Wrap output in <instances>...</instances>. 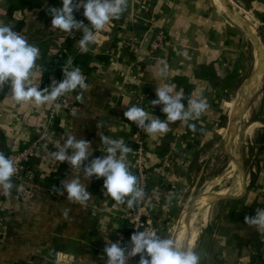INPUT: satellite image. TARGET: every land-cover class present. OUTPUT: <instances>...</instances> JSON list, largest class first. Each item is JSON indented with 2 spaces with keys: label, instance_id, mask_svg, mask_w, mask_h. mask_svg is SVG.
<instances>
[{
  "label": "crops",
  "instance_id": "1",
  "mask_svg": "<svg viewBox=\"0 0 264 264\" xmlns=\"http://www.w3.org/2000/svg\"><path fill=\"white\" fill-rule=\"evenodd\" d=\"M23 1L0 0V24L12 26L29 43L37 46L39 56L49 50L55 37L61 39L60 42L56 40L59 45L77 38L73 51H78L80 47L77 41L82 38L83 32L74 29L67 34L51 28L49 9L60 7L58 0H35L33 9H27ZM141 1L146 2L147 12L139 9ZM212 1L215 10H212ZM237 1L245 6L242 0ZM248 1V16H243L245 28L251 31V23L256 21L264 37V2ZM219 2L125 0V9L120 17L110 20L103 30L95 33L97 40L88 45L86 52L95 56L111 50V56L107 62L97 61V68L86 76L87 87L80 94L72 96L68 107H61L55 125L48 129L46 138L40 141L37 152L29 162L34 174L28 176L25 183L14 184L0 203V215H5L2 231L0 229V264H106V244L120 242L121 245L124 242L123 214L126 203L116 204L108 196L102 188L104 178L93 176L88 179L82 170L75 172L69 164L63 174H53L62 162L47 153L56 150L54 142L63 144L67 139L66 132L70 131L77 139L90 142L91 154L82 164L83 168L84 164L105 154L100 135H108L112 139L122 140L129 148L125 160L133 173L130 154L135 146L136 128L135 122L124 117V112L131 107L126 76L128 53L122 46L123 35L127 31L141 34L140 66L143 89L148 96L146 112L150 117L166 118L162 104H151V100L158 98L155 91L158 85L171 86L173 94H182L181 102L185 108L188 98L204 99L207 103L205 112L198 119L189 121L195 125V130L189 129L184 122L175 121L168 122L166 133H146L151 169L146 198L163 233L175 206L177 191L188 180L190 167L202 161L198 155L199 148L208 134L203 136L201 130L213 118L224 114L221 100L229 94L227 82L231 76L238 75V62L244 58L247 44L255 42L224 23ZM10 5L15 7L12 15L8 14ZM149 15L155 17V21L164 26L167 32V44L156 58L148 56L152 29ZM20 20L24 21L21 31L16 27ZM47 36L50 38L46 39ZM113 42L116 45L114 48ZM256 46V50L264 54V47L258 43ZM30 81L42 90L41 76L35 65ZM53 81L58 83L60 78L53 76ZM257 88L256 84L242 98L237 95L231 114L240 104H246ZM10 95V84L0 85V153L4 155L12 142L23 144L37 139L44 131L55 103L40 106L31 102L21 104ZM261 100L262 114L254 121L261 122L256 127L263 131L264 73ZM214 106L217 107L216 114L212 110ZM245 134H248L247 130ZM258 148L255 158L257 171L249 191L244 183L213 192L220 195L218 197L233 199L219 200L222 203L211 206L201 221L195 246L192 247L199 256V264H264V247L260 254L257 253V245L264 243V232L245 224L244 219L245 216H255L256 209L264 208V139L259 141ZM75 176L90 193L84 205L69 201L66 192H60L62 182ZM234 179L226 180L232 182ZM26 186L34 189L33 197L25 198L22 195ZM251 207L252 215L249 213ZM254 236L259 242L252 240L249 245L246 244ZM139 258L138 254L132 264H138Z\"/></svg>",
  "mask_w": 264,
  "mask_h": 264
},
{
  "label": "clouds",
  "instance_id": "2",
  "mask_svg": "<svg viewBox=\"0 0 264 264\" xmlns=\"http://www.w3.org/2000/svg\"><path fill=\"white\" fill-rule=\"evenodd\" d=\"M83 8V16L90 22L85 25L83 21L74 17V10ZM125 9V0H61L60 7L49 9L51 14V28L59 29L70 34L72 30H82L83 35L77 42L81 51H87L90 43L97 40L95 33L100 32L112 19H118ZM90 26V27H89ZM40 55V49L29 43L12 26L0 24V85L9 83L11 97L17 103L31 102L36 106L53 104L59 97L73 90L87 87L85 77L79 68L69 70L64 67V78L60 82L53 81L50 87L43 90L30 81L32 70ZM157 99L151 104H162L165 119L153 118L139 106H131L124 112L128 121L135 122L139 128L150 135L163 134L168 131V122L180 121L188 128L195 130V125L189 121L198 119L207 109L204 99L188 98L185 108L181 102L182 94H173L171 86L156 88ZM58 109L62 105H55ZM147 121V122H146ZM67 139L63 144L54 142L55 151L50 154L59 162L67 161L72 169L82 170L89 179H103L102 188L116 204H125L133 208L143 196V189L137 184V177L130 171L125 160L129 148L122 140H115L108 135H100L105 146V154L84 164L91 154L90 142L77 139L66 132ZM57 144L60 146L57 147ZM71 151L68 152L67 150ZM119 153V155H117ZM16 174L14 161L0 153V187L10 190L13 186L12 178ZM61 194L66 192L67 199L84 205L90 198V193L81 184L79 178L62 182ZM245 222L254 226L256 230L264 232V208L256 209L255 216H245ZM104 252L106 264H126L129 257L139 254L138 264H199V256L190 248H182L173 238H161L154 231L142 230L130 236V244L122 247L120 242L107 243Z\"/></svg>",
  "mask_w": 264,
  "mask_h": 264
},
{
  "label": "rangeland",
  "instance_id": "3",
  "mask_svg": "<svg viewBox=\"0 0 264 264\" xmlns=\"http://www.w3.org/2000/svg\"><path fill=\"white\" fill-rule=\"evenodd\" d=\"M242 1L245 6H243L241 2L234 0L233 7L237 12H239L238 13L239 16L241 17L246 15L248 16L246 10L248 11V9H250L249 1L248 0H242ZM215 9H216L215 4L212 1V10ZM221 12L222 13L220 12L219 13L223 17L224 23L228 24L229 26L234 28V30L244 35V33H242V31L232 22L229 16L225 14L222 10ZM255 23L256 21H253V23H251L250 26L251 31L254 33L259 32L260 34L263 35L262 29L260 27L258 28L257 24ZM242 24L243 27H246L245 26L246 24L244 22H242ZM45 38L49 39L50 36H47ZM54 39H56L58 42L61 41V39H58V37H55ZM252 41L254 42L255 40L252 39ZM255 43L257 42L256 41L254 43L249 42V44H247L245 56L242 59V61L240 60L238 62V66H239L238 75L231 76L229 78V81L227 82L229 94L227 95L226 98L221 100L222 109L224 110V114H226L224 118V125L222 127L212 129L210 132H207L208 137L207 139H205V141L199 148L198 155L202 157V161L201 162L197 161L196 164H193L190 167V170L188 171L189 173L188 180L184 185L182 184L179 190L177 191L178 196L175 201V206L171 211L169 222H167L166 228L162 233L163 238L175 239L177 237L176 241L182 248L189 247L192 249L194 243L196 242L195 238H190L185 233V228H183L181 223L178 221V218L181 217L183 211L186 209L188 205L191 204L197 205L199 202H202L203 199L209 197L210 193L216 192V190L226 189L227 187L229 188L230 186L234 188L236 186H240L245 183L246 188L249 191L253 183V180L255 178V174L257 171V163L255 158L259 150L258 143L263 139L264 130L262 131L261 129H258L255 126L250 129V133L247 134L248 136L247 135L245 136V132L243 134L244 136H242L240 132L243 129H245L244 127H246L249 124V122L251 123L255 119L261 117L263 110V101L261 100V92L259 94V97L254 100L251 107L249 108L247 119H245L243 123L236 125L235 128L233 129L231 128L232 130H230L229 134L227 135L225 134L226 126L229 120L235 116L231 114V110L233 104L236 101V97L238 93L241 91L240 89H242V87L244 88V85L247 82V80L250 77L252 79L253 75L251 74L254 73L257 60L261 56V52H259V54L256 52ZM261 46L264 47V45L262 44ZM254 96L255 94L251 98H253ZM251 98L249 100H251ZM212 110L214 114H216L215 111L217 110V107L214 106ZM239 135H241V137ZM239 150L241 156V164L237 162L239 158L238 157ZM227 169H232L236 174L242 173V176L238 181H236L233 184L230 181L225 180V178L222 181L221 180L222 177L220 175L223 172L225 173ZM218 178L220 180L216 184H212L213 180ZM218 185L219 187L216 188ZM206 191L209 192L205 194ZM218 203L221 204L222 201L209 202L208 204L203 205L201 208L193 209L191 214L196 212L197 210L202 209L204 211L203 216L206 217L211 206H214V204H218ZM203 216L199 218L195 223V231L197 232L196 238L199 233L201 221L204 219Z\"/></svg>",
  "mask_w": 264,
  "mask_h": 264
},
{
  "label": "built area",
  "instance_id": "4",
  "mask_svg": "<svg viewBox=\"0 0 264 264\" xmlns=\"http://www.w3.org/2000/svg\"><path fill=\"white\" fill-rule=\"evenodd\" d=\"M147 7L148 6L146 5V2H140V10H142L143 12H147ZM149 20L152 21V29L148 41V56L150 58H156V56H158L162 52V50L165 48V45L167 44V32L164 26L159 25L155 21L156 18L152 15H149ZM125 44L129 52V56L127 58L128 67L126 70V76L127 88L131 96L130 106H139L144 108L146 111L148 96L145 90L143 89V72L140 66L142 62L141 34H139L137 31L129 32V35L125 37ZM77 52H81L80 48H78ZM74 57V55H71V59L67 64V68L69 70H71L74 66ZM78 67L79 69H82V65H79ZM63 78L64 73L62 71L60 75V81ZM68 96L69 92L65 93L63 96L59 97L55 101L47 117L44 131L37 137V139L31 140L30 142H25L21 149L9 148L6 152L5 156L11 158L14 161L16 168V174L12 178L13 183H25L27 181V177L34 174L33 169L29 166V162L37 152V149L40 145V141L46 138L48 129H50L52 125L55 124L56 117L59 115L61 110V108L58 109L55 105H62V100L64 98H67ZM135 128V146L130 154L131 167L133 170V174L137 177L138 186L143 189L144 196L142 200L133 208L126 207V210L123 214V221L127 222L128 227L131 229L130 234L128 236H125L123 247H126L130 244V236L134 232L142 230L154 231L157 233L158 236L162 238L161 224H159L154 218L152 213V206L146 198L147 185L151 177V169L148 163L146 132L143 128H139L136 123ZM10 190H4L2 187H0V198L7 196ZM22 195L25 198H31L35 195V191L30 186H26L23 188ZM134 259L135 257H129L126 264H132Z\"/></svg>",
  "mask_w": 264,
  "mask_h": 264
},
{
  "label": "trees",
  "instance_id": "5",
  "mask_svg": "<svg viewBox=\"0 0 264 264\" xmlns=\"http://www.w3.org/2000/svg\"><path fill=\"white\" fill-rule=\"evenodd\" d=\"M57 1V0H55ZM195 2V1H194ZM58 3L61 4V0H58ZM23 5L25 7H27V9H33L36 4H35V0H24L23 1ZM15 11V7L13 5H10L8 7V14L12 15L13 12ZM74 17L77 20L83 21V23L85 25L89 24L90 22L86 19V17L83 16V9H79V10H74ZM24 26V21L20 20L16 27L18 28L19 31H21L23 29ZM90 27V26H89ZM82 32V30H77ZM130 31H127L124 33L123 35V42H122V46L123 49L125 50V53H128L129 56V52L127 50L126 44H125V37L127 35H129ZM77 40V38H76ZM76 40H69L70 43L68 44H64V45H59L56 42V39H52L51 42V46L49 48V50L38 57V59L36 60L35 66L37 68V70L40 73L41 76V89L43 90L46 87H50L52 85V77L56 76L58 78H60V75L64 69V67H67L68 62L71 59V55H74V66L73 68H79V65H82V69H80L81 74L85 77V82H86V76L93 70H95L97 68V61H104L107 62L109 60V57L111 56V50L108 53L105 54H97L95 56H93L92 54L86 52V51H81V52H74L73 51V44L75 43ZM242 41V40H241ZM116 45L113 42L112 44V48H114ZM77 50V49H76ZM82 91V89L77 88L76 90H73L71 92H69V96L67 98H64L62 100V106L63 108L68 107V102L71 101V98H73L72 96L75 94H80ZM148 104L146 105V108ZM224 118L225 115L221 114L219 116V118H213L207 125V127H204L201 130V133L203 136L207 135V131L210 132L212 129H215L214 127L218 128V127H222L224 125ZM55 125V124H54ZM57 128V125L55 126ZM263 139H264V135H263ZM25 144V142L23 144H19L17 142H12L11 144L8 145L7 147V151L9 148H14V149H21L22 146ZM6 151V152H7ZM6 155V154H5ZM30 166V165H29ZM68 166V162H62L59 166V168L53 173V174H57V175H61L64 173L66 167ZM31 167V166H30ZM14 184H19L18 182H14ZM11 191V190H10ZM10 193V192H9ZM6 197V196H5ZM0 198V203L4 200V198ZM259 207V206H257ZM248 211V210H247ZM251 212V215L253 213V209L252 207L249 209V213ZM0 229L2 231V227L4 224V219H5V215L1 216L0 215ZM125 222V221H124ZM245 224H247L245 222ZM124 231H125V236H128L130 234L131 229L128 227L127 222H125L124 225ZM252 240H255L257 243L259 242V239L257 238V236H254L251 239H248L246 241V244H250V242ZM121 246H124V242L121 244ZM264 247V243H262V245H257V253H261L262 249ZM11 264H18V262H12Z\"/></svg>",
  "mask_w": 264,
  "mask_h": 264
},
{
  "label": "water",
  "instance_id": "6",
  "mask_svg": "<svg viewBox=\"0 0 264 264\" xmlns=\"http://www.w3.org/2000/svg\"><path fill=\"white\" fill-rule=\"evenodd\" d=\"M228 1H229V3H228ZM230 1H232V3L234 2L233 0H226L225 2L223 1L222 3H221V1L219 2L220 4H222L221 5V9L223 10V12L229 16V18L232 20V22L244 33L245 36H247L250 39L255 40L259 45H261V44L264 45V37L261 34H259L257 32L254 33L252 31L248 30L247 28L243 27L242 17L239 16V14H238L239 12H237L234 9V7L230 3ZM259 1L264 2V0H259ZM12 30L15 31L14 29H12ZM261 57H262V55L259 57V60H258L259 62H257L256 66H255V69H254L253 76H252L253 82L254 83L257 82V85H258L257 92L255 93V96L253 98H251V100H249L245 104L243 110H241L238 114H236L234 117H232L229 120V122H228V124L226 126V130H225V134L226 135L229 134L230 130H232L233 128H235L236 125H238L240 123H243V121H245V119H247L246 117H247V114L249 112V108L251 107V105L254 102V100L259 97V94H260V92L262 90V72H261V66H262L263 63H261V59H262ZM250 124L251 123H249L246 127H244L245 129H243V130H242L243 127L241 126L242 127L241 128L242 131L240 132L241 135L244 134L246 128L249 127ZM241 135H239V136L241 137ZM238 157L239 158H238V161L237 162L241 164L240 150H239ZM220 176L222 177L221 180L223 181L224 180V172L221 173ZM218 187H219V185L216 188H218ZM213 195H214L213 192L210 193L209 194V197L203 199L202 202H199L197 205H195V204L188 205L186 207V209L189 211L188 213L191 214V212H192L193 209L200 208L203 205H206V204H208L209 202H212V201L233 199L231 197H229V198L228 197H217V196H213ZM24 264H27V263H24Z\"/></svg>",
  "mask_w": 264,
  "mask_h": 264
},
{
  "label": "bare ground",
  "instance_id": "7",
  "mask_svg": "<svg viewBox=\"0 0 264 264\" xmlns=\"http://www.w3.org/2000/svg\"><path fill=\"white\" fill-rule=\"evenodd\" d=\"M221 1V3L224 1H226V0H220ZM228 3H229V1H228ZM230 3L233 5V3H232V1H230ZM219 6H221V4H219ZM242 22H245L244 21V18H243V16H242ZM257 44V43H256ZM257 47V46H256ZM260 49V48H259ZM256 52L259 54V50H256ZM264 54L262 53V59H261V63H263L262 64V66H261V72H262V76H263V73H264ZM259 60V59H258ZM257 60V62H259ZM251 75H253V74H251ZM257 84V82H253V80L251 79V77L247 80V82L245 83V85H244V88L242 87V89H240L241 91L238 93V96L239 97H243V95H245L246 94V92L247 91H249V90H251L255 85ZM241 105V106H240ZM239 105V107H237V108H235V111L233 110V112H234V114H233V116L234 115H236V114H238L241 110H243V108H244V105H245V102H243L242 104H240ZM247 117H248V114H247ZM246 117V118H247ZM244 122V121H243ZM250 123V122H249ZM261 124V122H259V121H253V123L251 124V126H249V128H247L246 130H247V132L248 133H250V129L252 128V127H255V126H257V125H260ZM245 125V124H244ZM253 132V131H252ZM242 136H244V135H242ZM245 136H246V134H245ZM248 136V135H247ZM243 139V138H242ZM242 176V173H240V174H235V172L232 170V169H229V170H227L225 173H224V178H225V180L226 179H229V178H235L231 183H233V182H236V181H238L239 179H240V177ZM220 179L218 178V179H215V180H213V183L212 184H216L218 181H219ZM209 185V184H208ZM210 186H212V185H210ZM205 194H207V191L205 192ZM213 196H220V195H218V194H214ZM197 203V202H196ZM201 208V207H200ZM189 211L187 210V209H185L184 211H183V213H182V215H181V217L180 218H178L179 219V221H180V223L182 224V226H183V228H185V233L190 237V238H195V240H196V235H197V232L195 231V223L197 222V220L199 219V218H201L202 216H203V210L202 209H200V210H197L196 212H194V213H192L191 215L188 213ZM189 215H188V214ZM204 217V216H203ZM178 234V233H177ZM180 235V234H179ZM177 239V237L175 238V240ZM194 246H195V243H194ZM186 248V247H185ZM189 248V247H188ZM191 249V248H190Z\"/></svg>",
  "mask_w": 264,
  "mask_h": 264
}]
</instances>
